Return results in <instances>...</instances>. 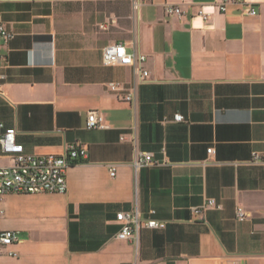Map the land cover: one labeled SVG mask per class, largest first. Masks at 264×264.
<instances>
[{"label": "crops", "instance_id": "crops-1", "mask_svg": "<svg viewBox=\"0 0 264 264\" xmlns=\"http://www.w3.org/2000/svg\"><path fill=\"white\" fill-rule=\"evenodd\" d=\"M214 1L134 10L132 0H0L12 33L0 38V134L14 128L28 154L74 142L88 152L67 170L66 194L0 198V228L17 236L0 264H264V170L251 161L264 150V0H251L256 16ZM168 3L181 18L167 16ZM114 43L146 57L145 81L103 65ZM90 111L107 128L88 130ZM139 152L157 164L135 170ZM207 199L220 208L193 213ZM120 212L165 228L119 240Z\"/></svg>", "mask_w": 264, "mask_h": 264}, {"label": "built area", "instance_id": "built-area-1", "mask_svg": "<svg viewBox=\"0 0 264 264\" xmlns=\"http://www.w3.org/2000/svg\"><path fill=\"white\" fill-rule=\"evenodd\" d=\"M148 0H132V7L137 10L138 7L146 3ZM229 4H239L242 7V14L246 16H256L257 11L251 0H215L214 5L218 11L224 13ZM167 16L181 18L183 12L179 5L166 4L164 8ZM198 14L206 20L209 14L203 10H198ZM12 37L2 23L0 18V38L8 40ZM146 61L144 55L136 56L129 53L123 43H114L105 46L102 49V63L105 66L112 64H120L131 66L134 72L138 74L140 81H145L149 77V72L142 65ZM110 91H116L118 85L110 83L108 85ZM124 100L131 101L132 94L129 93ZM174 122H184L183 116L176 114L173 118ZM86 128L105 129L107 128L104 117L97 111H90L86 118ZM3 125L0 124V129ZM124 138H121L123 140ZM133 141V140H132ZM0 153L3 157L10 160L9 165L0 166V198L8 194H66L67 182L66 173L69 167L87 158V149L78 142L68 143L64 147L62 154H44L33 155L24 151L21 144L16 141V130L14 128L4 129L0 134ZM208 154L214 153L212 148L207 150ZM251 161L262 166L264 170V150L262 152H253ZM152 155L147 152H139L133 160V168L138 170L144 167L156 165ZM110 176H115V169L109 170ZM207 207L220 208L213 199H207L201 207L193 208L195 214H200ZM153 213V212H152ZM248 214L242 208H237L236 219L243 221L247 219ZM116 221L121 224V229L117 233L116 238L119 240L131 241L137 238L138 232L142 227L149 229H164L165 222L156 220H147L141 223L137 216L132 213L120 212L116 215ZM17 241L16 232L13 230H2L0 228V247L10 246ZM15 256V254L10 253ZM128 264V263H126ZM243 264V263H232Z\"/></svg>", "mask_w": 264, "mask_h": 264}, {"label": "trees", "instance_id": "trees-1", "mask_svg": "<svg viewBox=\"0 0 264 264\" xmlns=\"http://www.w3.org/2000/svg\"><path fill=\"white\" fill-rule=\"evenodd\" d=\"M43 38H45V37H40V39H43Z\"/></svg>", "mask_w": 264, "mask_h": 264}]
</instances>
